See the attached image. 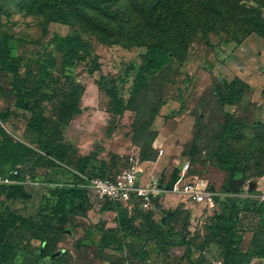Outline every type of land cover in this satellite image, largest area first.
Here are the masks:
<instances>
[{
	"label": "rangeland",
	"instance_id": "374dc122",
	"mask_svg": "<svg viewBox=\"0 0 264 264\" xmlns=\"http://www.w3.org/2000/svg\"><path fill=\"white\" fill-rule=\"evenodd\" d=\"M204 2L234 9V14L225 19L215 13L210 21L216 26L207 27V36L200 33L185 54L174 55L162 71L147 75V89L137 93L134 85L145 60V44L153 38L133 31L135 22H149L138 10L126 19L117 5L109 9L113 17L89 5L66 7L71 20L66 25L56 19L60 0H0V113L10 115L1 124L13 138L36 148L34 135L26 129L30 112L16 105L14 75L2 69L1 60L19 59L21 74L25 77L29 69L27 81L32 84L40 65L52 56L53 72L61 82L69 72L85 88L82 113L65 130V141L73 148V166L80 157L92 154L90 168L104 162L106 171H114L134 146L144 150L143 135H133L139 111L140 125L151 121V129L157 132L151 152L155 158L144 165L143 181L146 175L168 181L188 160L193 172L208 179L222 198L232 196L228 206L261 204V215L248 212L244 218L240 245L229 257L232 264H248L249 242L264 214V0ZM67 36L92 42L100 71L90 75L87 62L71 69L62 66L64 51L54 39ZM101 75L114 80L128 103L122 115L113 113L110 97L98 84ZM232 90L238 93L232 95ZM44 112L51 115V103H44ZM228 120L237 127L230 145L243 171L234 177L237 184L242 178L238 185L231 184L226 172L216 166L215 152ZM26 169L34 180L26 184L31 199L0 202L1 210H19L32 221L20 244L11 237L18 251L8 264H224L232 234L211 229L207 211L177 195L164 193L163 204L154 210L153 220L164 233L161 239L120 232L111 245L101 247L104 232L117 226V210L101 211L97 202L79 203L69 223L58 230L55 221L45 218L42 206L49 188L64 182L58 177L61 170L34 168L29 162ZM133 224L142 228V219L137 217ZM224 225L230 226L229 221Z\"/></svg>",
	"mask_w": 264,
	"mask_h": 264
},
{
	"label": "trees",
	"instance_id": "16d2710c",
	"mask_svg": "<svg viewBox=\"0 0 264 264\" xmlns=\"http://www.w3.org/2000/svg\"><path fill=\"white\" fill-rule=\"evenodd\" d=\"M59 4L55 12L56 19L66 25H71L66 7L77 8L82 5H89L113 17L109 13V9L112 5H117L119 6L118 13L123 18L132 17L137 10L145 15L149 21L148 24L137 21L132 28L136 33L142 32L143 35L149 33L153 36L152 41L145 44L147 47L144 55L145 60L140 67V75L134 85V91L137 93L147 89V75L162 71L171 62L174 55L185 54L190 44L199 37L200 33L203 37L207 36V27L214 28L216 26L210 21L212 18L214 19L215 13L220 12L221 15L225 16V19H229L234 14L232 12L235 11L221 4L206 3L204 0H60ZM149 26L150 29H148ZM144 32L146 33L144 34ZM54 42L63 48V67L71 69L80 62H87L90 75L101 70L99 57L94 53L91 41L80 36H67L56 38ZM1 66L4 71L14 75L12 89L15 92L16 105L20 109L30 112V117L26 121V129L34 135L33 143L36 148L12 137L1 124V121L7 122L10 115L1 112L0 179L10 176L11 171L19 167L27 170L28 162L34 168L54 170L57 173L60 171L56 170L60 169L59 179L66 181L74 178V183L80 181L74 171L90 177H114L126 166V162L122 158L114 171H106L104 162L96 169L90 168L89 164L95 158V155L92 154L80 157L77 166H73L71 160L73 148L65 141V130L69 123L82 113L81 100L85 88L77 83L69 72L61 82V79L53 72L56 67V60L52 56L47 57L40 65L38 79L32 84H28L27 81L29 69L26 70L25 77L21 74L19 59L3 58ZM98 84L110 97L111 108L115 115H122L124 111L129 109L128 103L120 96L114 80L109 81L101 75ZM237 93L236 90L231 91L232 95ZM46 102L52 105L50 116L44 112V103ZM140 121V112L137 111L133 123V135L134 137L139 134L143 135L144 150L139 148V155L142 161H150L155 158L151 152L154 151L153 143L157 137V132L151 129V121L144 126L140 125ZM236 132V122L228 120L220 135L219 146L215 152L216 166L226 172L227 180L243 172L238 159L233 156L230 145V139L235 136ZM107 134L108 136L111 135L112 130L109 129ZM140 140L136 139V142ZM180 170L181 166L173 171L168 181L160 179V182L170 187L177 179ZM190 171L194 173L192 167ZM44 197L42 212L47 220L55 221L59 225L58 230H62L69 223L71 212L78 208L79 203L97 202L101 204V211L116 209L118 212L117 226L104 232L99 244L101 247L111 245L120 232L140 239H161L164 236L161 224L153 220L156 209H140L137 201L134 202L132 210L120 202H98L88 189L77 185L51 187ZM30 199L31 193L26 190V185L0 184V202L1 200L28 201ZM227 199L233 198L232 196L217 197L219 208L212 216L208 217V220L211 229L225 230L232 234V239L226 247L227 252L224 261V264H232L229 257L238 250L240 245L242 239L240 225L244 218L248 212L261 215L263 210L261 204L256 205V203L243 208L238 207L235 203L228 206L229 201ZM137 217L142 219V228L133 224V220ZM226 221H229L230 226L224 225ZM31 222L30 217L19 210L0 209V264L10 262L12 255L18 251V244L21 243L20 238L28 236L25 227ZM11 237L18 239V244L11 242ZM249 248L248 264H264V214L258 226L253 230Z\"/></svg>",
	"mask_w": 264,
	"mask_h": 264
},
{
	"label": "built area",
	"instance_id": "2783aa9c",
	"mask_svg": "<svg viewBox=\"0 0 264 264\" xmlns=\"http://www.w3.org/2000/svg\"><path fill=\"white\" fill-rule=\"evenodd\" d=\"M122 158L126 162V166L114 177H90L74 171L80 181L74 183V178L63 180L64 182L60 183L59 187L77 185L88 189L98 202H120L129 210H132L135 201L138 202L140 209L155 208L154 199L159 197L161 202L164 193H172L187 204L201 207L203 211H207L208 217L218 210L217 197L221 194L211 187L208 179L190 171V161L187 160L181 166L177 179L168 187L155 177L143 181L144 163L146 161L141 160L137 146L122 155ZM33 181L31 172L19 167L12 170L10 176L0 179V184L26 185L32 184Z\"/></svg>",
	"mask_w": 264,
	"mask_h": 264
},
{
	"label": "water",
	"instance_id": "95a60500",
	"mask_svg": "<svg viewBox=\"0 0 264 264\" xmlns=\"http://www.w3.org/2000/svg\"><path fill=\"white\" fill-rule=\"evenodd\" d=\"M231 179V184L233 183V185H238L239 183H240V181L242 180V178H240V181L238 182V184L237 183H234V177H231L230 178ZM212 188H214L213 186H211ZM154 205H155V208H159L160 207V198L159 197H156L155 199H154Z\"/></svg>",
	"mask_w": 264,
	"mask_h": 264
},
{
	"label": "crops",
	"instance_id": "0c3cea01",
	"mask_svg": "<svg viewBox=\"0 0 264 264\" xmlns=\"http://www.w3.org/2000/svg\"><path fill=\"white\" fill-rule=\"evenodd\" d=\"M147 163H150V161H146L145 163H144V165L145 164H147ZM147 177H146V179H144L145 181H148L150 178H149V176L148 175H146ZM154 178V177H153ZM163 204V202H162V199H161V202H160V205H162Z\"/></svg>",
	"mask_w": 264,
	"mask_h": 264
}]
</instances>
